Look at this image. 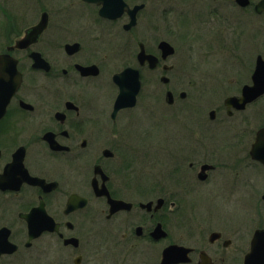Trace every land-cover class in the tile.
<instances>
[{"label":"flooded vegetation","instance_id":"obj_1","mask_svg":"<svg viewBox=\"0 0 264 264\" xmlns=\"http://www.w3.org/2000/svg\"><path fill=\"white\" fill-rule=\"evenodd\" d=\"M182 1L189 11L180 14L153 0H114L111 16L101 13L103 0L46 1L18 18L0 11V57L16 59L22 75L5 108L0 85V264L244 263L224 226L176 214L220 167L230 162L238 173L244 161L260 163L251 148L264 127V94L240 108L228 100L253 85L264 59L263 0ZM44 13L46 27L20 47ZM188 20L208 24L210 51L249 42L245 70L198 72L208 63L187 54L196 35L182 28ZM126 69V79L137 73L138 93L115 111V75ZM6 231L14 249L2 252ZM175 245L186 250L164 258Z\"/></svg>","mask_w":264,"mask_h":264},{"label":"rangeland","instance_id":"obj_2","mask_svg":"<svg viewBox=\"0 0 264 264\" xmlns=\"http://www.w3.org/2000/svg\"><path fill=\"white\" fill-rule=\"evenodd\" d=\"M46 1H51L53 4H56V1L58 3L61 2V0H0V11L3 10L8 14L18 15V18L20 17L19 15L26 13V11L43 9ZM160 1L163 7L167 6V4H173L179 14L181 11H189L187 1L153 0V3L159 4ZM18 11L19 13H16ZM72 14H76V9L72 11ZM202 18L205 19L204 17ZM192 23L193 21L188 20L182 26L186 32L196 31V35L190 41V46L187 50L188 56L198 60L202 59L201 61L196 60V62L205 61L208 64L221 60L220 66H214L215 69L207 64L198 72L217 73L223 69L231 73L235 72V70L242 72L245 70V63L250 57L249 52L251 49L249 42L246 45L248 46L246 49L245 47H238L237 50L232 51L227 50L229 48H217L214 51H210L206 47L204 39H202L209 28L208 24L200 23L201 25L197 24L192 26ZM259 26L260 28L263 27V32L260 31L259 33V42L261 45L264 40V16L259 18ZM243 35L250 36V33H244ZM121 38V35H115L114 41L121 40ZM110 46L113 47L112 44ZM181 55L182 53L180 52ZM216 69L219 70L216 71ZM261 108H264V100L259 103V109ZM168 125L170 128L173 127V124ZM229 163L220 167V171L216 172L215 177L209 183L202 185L200 190L198 189L196 194H193L194 196L192 195L193 199L189 203V206L187 208H179L176 216L182 217L187 215L195 218H203L211 222V225L214 227L224 226L227 233L234 237V240H240L242 245V258H244L246 252L249 250L250 240L254 230L257 227L264 228V166L251 160L244 161L242 165L240 163V165L236 166V169L239 171L236 173V171L229 168ZM99 229L98 248L100 254L103 255L107 251V239L105 234H103L106 228L102 226ZM99 264H107V262L101 258Z\"/></svg>","mask_w":264,"mask_h":264},{"label":"water","instance_id":"obj_3","mask_svg":"<svg viewBox=\"0 0 264 264\" xmlns=\"http://www.w3.org/2000/svg\"><path fill=\"white\" fill-rule=\"evenodd\" d=\"M100 1V0H96ZM114 0H103L104 6L101 9V13L105 16H111L113 11H109V3ZM116 1V0H115ZM142 7V5H136L133 9L130 10L132 17L135 19L137 11ZM264 8V0L260 3L259 10ZM261 11V10H260ZM47 13H44L38 22L35 25L28 35L25 38L19 41V46L24 47L27 45L28 41L34 35H37L41 32L47 25ZM134 24L132 21L127 27H131ZM32 36V37H31ZM164 53L170 54L172 53V47L166 41L161 43ZM143 53H140V57ZM36 65L40 66L43 64V58L39 53H36ZM40 56V57H39ZM0 64H2V69L0 75V85L3 94V107L5 108L8 104L10 98L16 93L18 88L22 82V75L17 68V60L11 57L10 55H1L0 57ZM91 71L93 69L94 73H98L96 67H91ZM131 69H126L122 73L115 75V81L120 87L119 95L116 100L115 111L124 107L126 105H133L134 99L138 93L139 89V79L137 73L134 77H127L128 79L124 78L126 73L129 72ZM130 81V84L128 82ZM264 94V59L260 57L257 62L256 70L253 75V85H247L243 89V94L241 97L236 98L232 97L229 98L228 103L235 105L236 107H244L248 102L260 97ZM251 155L254 159L260 161L264 165V127L260 128L257 132L256 140L252 145ZM209 166H203V171ZM35 183H39V179L37 177H33ZM100 195L107 193L106 191H98ZM264 199V194H263ZM5 230V229H3ZM9 231L5 232L4 240H2L3 247L5 245H9L10 248L5 250L3 248L2 252L4 251H12L14 249V244H11L8 241ZM186 250L182 246H172L167 248L164 251V258L167 256H171L172 254L178 255L180 253L179 250ZM166 263V262H165ZM244 264H264V228H258L254 231L253 237L251 239V247L250 250L245 255Z\"/></svg>","mask_w":264,"mask_h":264}]
</instances>
